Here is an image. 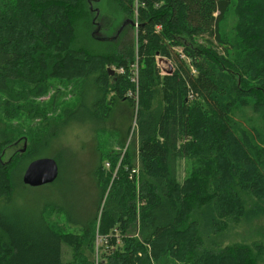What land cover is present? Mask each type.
Listing matches in <instances>:
<instances>
[{
    "label": "trees",
    "instance_id": "obj_1",
    "mask_svg": "<svg viewBox=\"0 0 264 264\" xmlns=\"http://www.w3.org/2000/svg\"><path fill=\"white\" fill-rule=\"evenodd\" d=\"M125 1L126 19L134 24L104 43L96 36L93 0H0V93L17 101L41 96L59 78L81 81L85 98L94 96L66 109L55 127L47 122L23 137L0 119V264H255L248 245L214 250L206 240L212 244L229 220L264 213V149L232 119L235 103L252 101L264 111V21L255 19L261 6L250 0H139L136 14L135 0ZM235 6L240 35L233 42L222 24ZM79 26L107 48L94 50L86 38L80 46ZM158 57L173 70L163 71ZM23 81L33 87L15 90ZM231 93L235 98L227 101ZM119 104L133 111L138 125L139 173L125 152L109 154L110 168L96 157L93 213L76 215L67 206L76 205L72 201L49 195L28 202L22 190L31 186L22 176L29 162L50 149L62 128L101 125ZM5 105L6 115L17 117L11 99ZM20 139L31 141L26 151L15 150L5 161ZM171 162L185 164L182 181ZM65 181L59 174L45 186L52 193ZM246 195L258 201L249 210ZM48 210L64 212L80 231L56 229Z\"/></svg>",
    "mask_w": 264,
    "mask_h": 264
},
{
    "label": "rangeland",
    "instance_id": "obj_2",
    "mask_svg": "<svg viewBox=\"0 0 264 264\" xmlns=\"http://www.w3.org/2000/svg\"><path fill=\"white\" fill-rule=\"evenodd\" d=\"M241 1L245 0L238 2ZM250 1H254L261 6L256 11L255 19L259 22L264 21V0ZM125 2V0H93L91 5L94 9H97L98 18L94 21H98L100 27L96 30V36L112 38L111 36L116 33L121 23L126 18H130L127 15L129 12L126 10L127 4ZM252 4L250 2L248 6ZM240 11V7L235 6V9L233 8L228 13L222 24L223 35L227 39H230V41L237 40L240 35L238 32ZM236 12L239 13V16ZM128 34L131 38L133 37L134 31L132 28H130ZM80 38H86L88 46L97 51L108 46V44H100L92 38L89 40L85 36L82 26L78 27L77 37L78 44L82 46ZM103 41H106L104 43L108 42L107 40ZM160 66L162 68V64ZM111 68L114 69L113 66ZM169 70L172 71V67ZM171 71L166 72L169 73ZM81 84L82 82L79 80L52 78L46 94L27 97L18 101L12 100L7 95L0 93V119L2 118L4 122L8 121L14 126V129L20 131L19 136L22 135V137L32 133L37 126L46 125L47 122H50L52 127H55L64 119V111L66 109L76 108L82 99L94 98L93 94L85 98V90ZM14 87L17 91H27L33 85L23 81L15 82ZM7 97L11 99V104L15 108L17 117L10 111L6 115L5 101H8ZM226 98L227 101L233 100L235 94L231 93ZM254 108L256 107L252 101L247 104L235 103L232 110V119L240 127L248 128L255 143L264 149V111H256ZM38 113H42L43 115ZM137 132L138 125L133 111L128 106L125 107L121 104L114 108L109 117L101 125L96 124V121L93 124L80 122L71 123L62 128L60 136L55 141L53 140L54 142L52 141L50 149L46 148L42 151L43 154L39 155L40 157L32 158L33 160L41 157L55 158L59 165V174H65L66 181L58 189L60 192L56 190L50 193L45 185H42L43 187H30L28 190L23 189L22 191L28 195V202L38 203L41 200L40 198L49 195L60 198L66 204V199L72 201L76 205L68 204L67 206L76 215H83L87 212L93 213L96 208L94 203L99 197L97 182L93 175V169L97 167L96 157H100L102 162H105L107 159H110L109 154L115 155L120 152L119 154L122 155L125 152V154H129V159L133 162V165L137 166L139 163V139ZM55 137L56 135L53 136V138ZM49 140L50 138L46 139L47 142H50ZM19 141H21L18 143L19 145L9 148L4 153L3 158L5 161L10 159L15 150L20 153L26 151L27 146L31 142L28 139L25 141L20 139ZM98 147L102 150L103 157L102 154L100 155V152L97 153ZM32 158L27 159V161ZM104 165H106V162ZM184 165L181 162L178 165L175 162H171V166H173L172 171L176 179L181 181L187 175ZM262 165L264 167V160ZM105 167L107 168V165ZM100 178L102 181L104 180L103 177ZM245 199L248 210L258 204V201L249 195H246ZM23 203L19 202V205ZM68 209L67 211L69 212ZM49 212L50 210L47 211V216L56 229L61 227L65 232L70 233H78L80 231V228H77V226H70L72 224H69L70 220L64 212L56 211L55 215H50ZM191 219L190 217L187 220L191 221ZM230 222L229 220L223 229L213 235L215 237L212 239V244H210V239L206 240V246L209 248L213 247L216 250L219 247L227 245H248L253 248L254 253L258 257L255 264H264V213L260 212L258 215H250L241 218L239 221ZM64 249V257L70 259L71 250L69 246L65 244ZM87 249L89 251V248ZM95 249L97 250L95 258L98 261L101 250L98 253L97 245Z\"/></svg>",
    "mask_w": 264,
    "mask_h": 264
},
{
    "label": "water",
    "instance_id": "obj_3",
    "mask_svg": "<svg viewBox=\"0 0 264 264\" xmlns=\"http://www.w3.org/2000/svg\"><path fill=\"white\" fill-rule=\"evenodd\" d=\"M128 24H134L131 19H126L119 26L116 33L110 37H99L102 40L115 41ZM59 176V165L53 157H41L32 160L26 167L22 180L24 184L38 187L53 183Z\"/></svg>",
    "mask_w": 264,
    "mask_h": 264
},
{
    "label": "crops",
    "instance_id": "obj_4",
    "mask_svg": "<svg viewBox=\"0 0 264 264\" xmlns=\"http://www.w3.org/2000/svg\"><path fill=\"white\" fill-rule=\"evenodd\" d=\"M159 63L162 64V69L163 71H171L169 70L172 65L170 64L169 60L168 59H164V58H159Z\"/></svg>",
    "mask_w": 264,
    "mask_h": 264
},
{
    "label": "built area",
    "instance_id": "obj_5",
    "mask_svg": "<svg viewBox=\"0 0 264 264\" xmlns=\"http://www.w3.org/2000/svg\"><path fill=\"white\" fill-rule=\"evenodd\" d=\"M135 2H136L135 13L138 14V8H137V6H138V3H139V0H135ZM136 26H137V23H136ZM106 165H107V168H110V166H111L110 162H106ZM132 172L138 174L139 173V165H137L136 167H134V169L132 170Z\"/></svg>",
    "mask_w": 264,
    "mask_h": 264
},
{
    "label": "flooded vegetation",
    "instance_id": "obj_6",
    "mask_svg": "<svg viewBox=\"0 0 264 264\" xmlns=\"http://www.w3.org/2000/svg\"><path fill=\"white\" fill-rule=\"evenodd\" d=\"M126 27H127V26H126ZM126 27H125V28H126ZM125 28H124V29H125Z\"/></svg>",
    "mask_w": 264,
    "mask_h": 264
}]
</instances>
